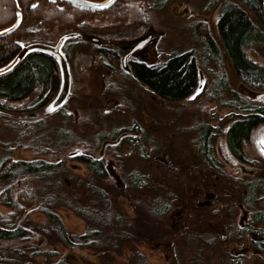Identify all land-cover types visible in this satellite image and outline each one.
<instances>
[{"label": "rangeland", "instance_id": "374dc122", "mask_svg": "<svg viewBox=\"0 0 264 264\" xmlns=\"http://www.w3.org/2000/svg\"><path fill=\"white\" fill-rule=\"evenodd\" d=\"M200 4L203 8H199ZM206 5L207 2L199 0L175 1L159 10H150L147 23L140 28L120 25L49 33L38 41L33 37L18 39L23 47L50 52L64 39L56 55L58 59L61 55L64 57L65 65L55 100L62 90L66 95L61 104L53 100L31 112H0L2 118L18 122L43 117L54 122L57 119L61 122L55 125L66 126L77 137L82 136L84 141L92 143L93 156H98L102 147V142L98 145L94 138L99 130L110 135L116 130L126 131L111 139L115 144L110 143L113 145L105 150V176L90 172L74 158L89 153L84 144H71L54 154L27 150L16 146L15 131L4 124H0V158L8 153L6 148L11 145L14 158L63 160L70 192L74 187H81L73 175H79L86 182L94 178L98 186L107 187L113 193L117 212L127 218L122 231L129 235L123 239L122 251L112 250L107 256L90 246L65 245L53 233L49 237L37 232L32 239L20 243L52 249L55 257H63L72 264H141L139 255L147 264H264V221L258 222L255 230L250 229L254 227L251 224L253 210L245 206L243 196H247V191L240 183L246 178L264 177V144L261 143L264 123L252 130L244 146L251 164L241 162L229 150L223 134L234 121L236 110L200 94L203 85L210 82V76L201 60L204 39L193 33L192 22L206 23L213 36L220 39L217 23L222 3L208 11L204 10ZM77 41L80 43L73 46L67 57L63 46ZM94 45L119 49V66L116 69L105 66L95 54ZM189 48L194 49L198 62L199 85L183 100H162L132 74V59L160 64L174 52ZM247 52L257 61L264 60V53L259 50L248 49ZM207 66L218 70L212 59ZM226 68L240 94L264 102V92L245 87L228 64ZM59 112L69 117L57 116L55 113ZM208 125L221 162L216 168L203 156L200 135L202 127ZM108 166L117 171V178L110 174ZM137 175L141 176V185L132 181ZM256 195V208L264 214V194L258 191ZM158 205H170L169 212L155 215L153 209ZM38 206L29 210L30 222L46 221V215ZM53 208L68 232L87 231L86 220L74 210L60 202ZM245 209L249 210L247 218L242 213ZM0 211L8 209L0 205ZM187 230H193V242L184 241ZM15 243L17 241L0 240V247ZM191 245L192 248H186ZM37 260L44 261V256Z\"/></svg>", "mask_w": 264, "mask_h": 264}, {"label": "trees", "instance_id": "16d2710c", "mask_svg": "<svg viewBox=\"0 0 264 264\" xmlns=\"http://www.w3.org/2000/svg\"><path fill=\"white\" fill-rule=\"evenodd\" d=\"M175 1L179 0H115L108 7L92 9L65 0H0V30L19 21L13 32L0 37V68L10 63L23 49L18 39L33 37L38 41L49 33L96 30L120 25L140 28L147 23L150 10H159ZM199 2H207L205 11L222 3L217 23L219 40L213 36L206 23L195 20L192 22L193 33L198 38L203 36V53L200 56L210 76V82L203 85L200 94L236 110L234 121L223 134L231 153L241 162L251 164L244 146L250 140L252 130L264 123V102L254 101L240 94L231 83L226 67L228 64L245 87L264 92V60L257 61L247 52L248 49H253L264 53V0ZM200 7L203 8V5L200 4ZM79 43L67 42L63 46L65 55L69 57L73 46ZM93 50L108 68L116 69L119 66V49L94 45ZM56 55L59 53L52 50L31 48L16 68L0 76V112L26 113L56 101L63 81L60 56L58 59ZM209 59L216 63L217 71L207 66ZM130 66L137 80L165 101L183 100L193 94L199 85L198 62L193 48L180 53L174 52L160 64H147L132 59ZM55 114L69 117L65 112ZM54 120L55 122L49 117H43L18 122L5 120L0 115V124L15 131L16 146L54 154L68 145L84 144L89 153H82L74 158L90 172L105 176L107 169L104 159L91 154L94 149L92 143L84 141L86 139L82 136L77 137L66 126L61 128L55 125L61 121ZM210 128L209 125L202 127L200 137L203 140V156H206L207 163L212 168H216L221 162L215 152ZM125 131L116 130L110 135L99 130L94 138L96 144L100 145L106 139H116ZM111 145L113 144H107L105 150ZM6 150L8 153L0 158V205L5 206L8 211H0V240H13L17 243L0 247V264H72L63 257H55L52 249H39L35 244L20 243L32 239L37 232L49 237L53 233L65 245L90 246L97 253H103L102 256H107L112 250L124 249L123 239L129 238V235H124L122 226L127 224V218L117 212L110 189L98 186L94 178L86 182L79 175H73L81 187L80 190L74 187L70 192L69 177L63 160L19 159L14 158L11 153L13 146H7ZM132 181L135 185L143 183L138 175ZM240 183L247 191V196H243L245 206L253 210L251 224L254 227L250 229L255 230L256 224L264 221L263 212L255 205L257 192L264 194V177L246 178ZM57 202L86 220L85 233L73 234L67 231L53 208ZM37 204L38 210L46 215L45 222H30L29 210ZM169 208L170 205H158L153 211L155 215H166ZM185 232L184 241L193 242V230ZM194 235L198 237L197 233ZM192 245L186 248L190 249ZM41 255L44 256V261L39 262L37 259ZM139 257L142 258L141 264H147L142 255Z\"/></svg>", "mask_w": 264, "mask_h": 264}, {"label": "water", "instance_id": "95a60500", "mask_svg": "<svg viewBox=\"0 0 264 264\" xmlns=\"http://www.w3.org/2000/svg\"><path fill=\"white\" fill-rule=\"evenodd\" d=\"M65 1H69L71 3L80 5L82 7H88V8H92V9H102V8L110 6L111 4H113L115 2V0H106V1H102V2L91 1V0H65ZM100 5H105V6L101 7ZM18 24H19V21L15 22L13 25H11L7 28L1 29L0 30V37L6 36L9 33L13 32L16 29ZM63 40H64L63 38L60 39L58 41L56 47L52 49V51L54 53H59V50H60L61 45L63 43ZM31 48L32 47H28V46L23 47L21 52L10 63H8L6 66L0 68V76L6 75L7 73L11 72L14 68H16L18 66V64L21 62V60L23 59V57L25 56V54ZM60 62L62 64V67H64L65 59L62 55L60 56ZM65 95H66V91L62 90L61 93L59 94L58 98L55 101L56 104H61L63 102V100L65 99ZM106 112H108V111H106ZM113 142L115 143V141H113L111 139H106L103 141L101 150H100L99 155H98L99 158L103 157V155L105 153L106 145L113 143ZM107 168H108L110 174L117 178V171L112 166H108Z\"/></svg>", "mask_w": 264, "mask_h": 264}, {"label": "flooded vegetation", "instance_id": "af4514ba", "mask_svg": "<svg viewBox=\"0 0 264 264\" xmlns=\"http://www.w3.org/2000/svg\"><path fill=\"white\" fill-rule=\"evenodd\" d=\"M204 159H206V156H204ZM206 161H207V159H206ZM245 207V206H244ZM182 212V211H181ZM181 212H179L178 214H181ZM249 212V210H247V209H245V211H242V213H245V216H246V218H247V216H248V213Z\"/></svg>", "mask_w": 264, "mask_h": 264}, {"label": "snow or ice", "instance_id": "6c2138e0", "mask_svg": "<svg viewBox=\"0 0 264 264\" xmlns=\"http://www.w3.org/2000/svg\"><path fill=\"white\" fill-rule=\"evenodd\" d=\"M101 7L105 6V5H100ZM49 110H52L51 107L49 108ZM261 143L264 144V139L261 140Z\"/></svg>", "mask_w": 264, "mask_h": 264}]
</instances>
